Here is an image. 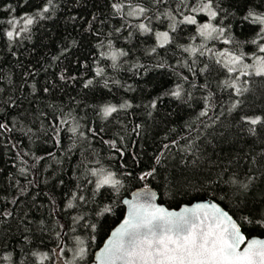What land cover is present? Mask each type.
Listing matches in <instances>:
<instances>
[{
    "label": "trees",
    "instance_id": "16d2710c",
    "mask_svg": "<svg viewBox=\"0 0 264 264\" xmlns=\"http://www.w3.org/2000/svg\"><path fill=\"white\" fill-rule=\"evenodd\" d=\"M119 2L125 5L122 13L112 8ZM127 2L52 0L49 12L41 18L37 13L47 0H0V100L15 101L0 109V115L10 113L8 121L15 129L0 135V211L12 213L0 216V263L40 264L33 253H47L50 259L43 264H57L53 249L59 252L62 247L65 251L59 257L65 264L72 259L71 249L77 247L75 237L79 236L89 264L121 220L122 199L138 187L154 189L160 203L178 208L211 199V191L219 184L224 191L214 194L226 198L215 202L234 219L238 218L234 210L243 207L244 200L249 206L264 208V168L252 164V158L259 159L264 149V126L257 125L256 134L250 135L249 126L239 123L241 115L264 118V77H241L238 85L248 80L249 91L237 96L226 87L231 78L214 55L216 46L248 53L255 50L256 45L244 42L256 37L259 26L243 17L249 8L264 13V3L251 0L246 7L245 0H217L222 10L215 22L226 27L231 45L203 42L199 37L193 40L196 26L178 25L175 32L170 31L171 43L153 53L155 30L169 29L167 19H156L157 10L174 9L175 2L132 0L149 10L146 16L151 21L143 18L153 29L149 33L134 27L139 20L126 15ZM27 15L34 23L9 41L6 32L13 29L8 21L19 20L14 30L19 31L24 26L21 18ZM197 18L202 21L206 16ZM202 44L203 56L185 53L181 47L200 48ZM118 50L127 55L119 56L117 66L112 67L111 59L102 53ZM97 69L103 73L97 75ZM177 85L179 98L169 94ZM125 101L132 107L120 109ZM236 101L241 103L230 113ZM206 103L208 116L197 119ZM106 105H115L118 111L104 118L101 109ZM61 118L67 123L57 145L50 128ZM74 126H78L75 136L68 131ZM111 141L115 148L106 143ZM165 144L169 147L164 148ZM41 156L44 159L37 163ZM96 160L116 173L122 183L118 193L110 188L96 192L94 184L87 182L94 178L86 169L98 167ZM154 167L152 176L139 179ZM233 174L246 183L247 177L254 178L246 192L224 183ZM207 176L212 180L206 185L208 194L198 192V182ZM105 206L112 212L98 215ZM243 231L248 238L264 235V228L251 225Z\"/></svg>",
    "mask_w": 264,
    "mask_h": 264
},
{
    "label": "snow or ice",
    "instance_id": "6c2138e0",
    "mask_svg": "<svg viewBox=\"0 0 264 264\" xmlns=\"http://www.w3.org/2000/svg\"><path fill=\"white\" fill-rule=\"evenodd\" d=\"M155 4H159L162 0H153ZM176 7L165 9L164 13H159L157 10L156 19L160 20L161 16L169 21V30L175 32L178 25H190L196 26L195 34L192 39L197 37L203 41H221L225 45H231L232 40L227 37V29L222 23H214L217 21V17L222 10L217 0H196V3H190L189 0H173ZM52 0H47V3L42 7L37 15L43 18L42 14L49 12V5ZM251 3V0H245V6ZM264 3V0H262ZM124 3H113L112 8L117 13H122L124 10ZM128 11L127 16L133 18H144L151 21V18L146 16L149 11L140 3H132V0L127 2ZM254 7H259L256 5ZM186 9L187 11H184ZM199 15L206 16L204 22H199L197 17ZM179 17V19H177ZM23 20V28L19 31H14L16 25L20 22L16 19H11L8 24L13 30L6 32V36L9 41L14 37L20 35V31L27 32L28 26L34 23L32 16L27 15L21 18ZM243 19L250 21L253 25H258L259 30L256 37L250 41L244 43H251L256 45L255 50L252 53L245 52L243 50H229L224 49L217 53L216 63L226 70L231 78V82H225L226 87L232 88L237 96H243L244 93L249 91L247 85L248 80L243 81L244 86L238 85V81L241 77H264V13H257L252 8H249ZM134 27L138 28L141 33L152 32L153 29L144 22H140ZM119 31V29H116ZM170 31H155L156 47L151 51L154 53L158 48H164L171 43ZM182 51L195 55L197 52L199 55H205V45H201L200 48L192 46H181ZM211 51V49H207ZM105 58H109L112 61V67H116V61L119 56H126L127 53L118 50L111 52L110 54H103ZM246 60H251L252 63H246ZM103 69H97L96 74L101 75ZM235 74V75H233ZM63 78V77H61ZM187 79V77H185ZM92 81L89 80L88 84ZM88 85L86 84L85 87ZM44 92L48 91V88L43 89ZM171 96L179 98L181 96L180 86L169 93ZM207 99V98H206ZM240 101H236L229 108V112L234 111ZM15 101L11 99L0 100V109H3L4 105H13ZM155 101L152 102L151 107L155 108ZM132 107L130 103L125 101L119 105L120 109H127ZM209 105L206 103L204 108L199 112L197 119L200 117L208 116ZM118 108L115 105H106L102 107L101 112L104 118L111 116L117 112ZM10 115V113L8 114ZM8 115H0V135L6 132L15 131L14 127H10L8 121ZM19 114H17L18 117ZM17 117H14L17 118ZM67 123V120L61 118L60 123L50 130L55 138V143L59 145L61 143L60 136L63 129V125ZM239 123L248 125L247 131L250 135L256 134V126H264V118L260 116H248L241 115ZM207 126V125H206ZM140 126L137 125V128ZM32 130L29 129V132ZM69 132L75 136L78 131V126H74L68 129ZM43 134L47 136V131H43ZM81 137H84V133H79ZM111 147L115 148V141L106 142ZM175 143V141L173 142ZM169 145L165 144L164 148H168ZM119 151V150H118ZM49 156L52 153H48ZM121 155L123 153L121 152ZM37 163L44 159V157H37ZM159 162L160 157H156ZM264 149L259 153V159L257 157L252 158V164L258 165L264 168ZM95 163L98 167H87V175L95 178L89 179L87 182L94 184V191L99 192L101 189H113L117 193L122 187V183L116 178V173L107 170L103 167L99 160ZM23 173L25 169L21 168ZM156 172V168H152L150 171L144 172L139 179L146 180ZM254 178L247 177V183L240 181L235 174L230 180L224 181L241 193L247 191L249 184ZM198 192L208 194V188L206 185L212 183L211 177H205V180L199 181ZM193 187L192 185H189ZM223 192V189L219 188L217 184L216 189L211 191V200L208 202H198L191 207H183L179 211H169L166 208L153 203L156 199L155 192L141 191L137 192L132 200H123L122 203L128 206L127 215L122 222L111 231L108 239L104 245L95 254V264H264V239L251 238L245 235L243 229L251 225L253 228H264V208H257L255 206H249L247 200L243 201V207L234 210V214L238 218L234 219L233 215H230L228 211H225L216 200H224L226 197L221 195L217 197L215 191ZM73 198H77L74 194ZM79 200L84 201V196H79ZM15 202V201H13ZM71 208L73 205L69 203L67 205ZM95 211V210H94ZM246 211L245 215H238L240 212ZM112 212V208L105 206L97 214L103 215L105 213ZM12 213L4 210L0 211V216H10ZM83 219V218H81ZM95 231V224L90 225ZM94 240L95 237H92ZM77 247L71 249L73 257L71 260H67L65 264H80L84 262L87 264L86 257L88 255L87 248L84 246V241L79 237H75ZM65 251L64 248H59V252L53 249V255H59ZM33 255L39 256L40 264H43L44 260L50 259L47 253H33ZM3 259L8 260L10 256H5Z\"/></svg>",
    "mask_w": 264,
    "mask_h": 264
},
{
    "label": "water",
    "instance_id": "95a60500",
    "mask_svg": "<svg viewBox=\"0 0 264 264\" xmlns=\"http://www.w3.org/2000/svg\"><path fill=\"white\" fill-rule=\"evenodd\" d=\"M141 191H149V192H155V193H156V191H155L154 189L150 188V187H138V188L132 190V191L130 192V194H129L127 197H124V198L122 199V201L125 200V199H127V200H132V199L134 198L135 194H136L137 192H141ZM210 200H211L210 198H203V199L195 200V201H193V202H191V203H189V204H182V205H180L178 208H168V207H166L165 205H163L162 203H160V202L158 201V195H157V193H156V199L153 201V203H156V204H158V205H160V206L166 208V209L169 210V211H179V210H180L181 208H183V207H191V206H192L193 204H195V203H198V202H208V201H210ZM122 205L124 206V214H123L121 220L119 221V223H118L114 228H112L111 231L114 230V229H115V228H116V227L122 222V220L124 219V217L127 215V212H128V206L125 205V204H123V203H122ZM219 205H220V204H219ZM220 206H221V205H220ZM221 207H222V206H221ZM222 208H223V207H222ZM223 209H224V208H223ZM224 210H225V209H224ZM225 211H226V210H225ZM229 214H230V213H229ZM111 231L109 232V234L107 235V237L104 239L102 245H101V246H100V247L94 252V254H93V258H92V261H91L89 264H95V254L100 250V248L103 247V245H104L105 241L108 239V237H109ZM251 238L264 239V235L261 236V237H259V236H251V237H249L248 239H251ZM56 259H57V260H56V261H57V264H63L62 259L59 257V255H56Z\"/></svg>",
    "mask_w": 264,
    "mask_h": 264
},
{
    "label": "rangeland",
    "instance_id": "374dc122",
    "mask_svg": "<svg viewBox=\"0 0 264 264\" xmlns=\"http://www.w3.org/2000/svg\"><path fill=\"white\" fill-rule=\"evenodd\" d=\"M135 19H137V18H135ZM198 19V18H197ZM139 20V23L140 22H143L144 21V19L141 17V18H139L138 19ZM206 20V19H205ZM205 20H202V21H200L199 19H198V21L199 22H204ZM214 23H216L215 21H214ZM155 31H170L169 29L168 30H162V29H156ZM154 37H155V35H154ZM156 40V39H155ZM203 42H208V41H203ZM156 44H157V42H156ZM224 49H226L225 47H218V46H216V53L217 52H219V51H222V50H224ZM215 53V52H214ZM216 57V56H215ZM246 63H252V61L251 60H246ZM95 179V178H94ZM0 264H10L9 262H7V261H5V262H1Z\"/></svg>",
    "mask_w": 264,
    "mask_h": 264
}]
</instances>
